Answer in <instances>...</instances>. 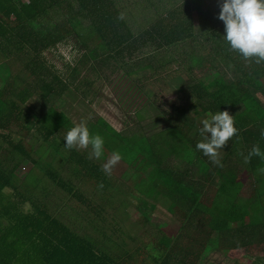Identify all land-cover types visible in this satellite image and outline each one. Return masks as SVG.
<instances>
[{"label":"trees","instance_id":"trees-1","mask_svg":"<svg viewBox=\"0 0 264 264\" xmlns=\"http://www.w3.org/2000/svg\"><path fill=\"white\" fill-rule=\"evenodd\" d=\"M207 4V0H0V71L24 83L15 82V87L8 88L6 78L0 86V137L8 143V150L28 156L23 142L36 130L43 139L39 146L42 153L43 149L57 157L53 150L64 148L70 162L62 164L93 181L99 191H110L118 181L113 183L116 177L109 179L102 170L114 149L129 164L141 159L143 176L132 182L140 187L143 197L151 199L145 204L149 211L144 209L145 200L136 201L137 207L145 222L154 224L159 232L157 238L143 242L148 252L136 247V253L146 252L144 258L126 263L132 253L112 255L47 208L36 205L34 211L24 210L23 198L13 200L7 192L13 190L21 197L16 168H8L0 156V264H204L215 252L224 254L254 245L264 249V159L252 156L247 163L243 160L253 145L264 153V138L259 135L264 128V61L246 60L230 50L222 38L220 9ZM71 39L75 43L71 44ZM64 45L80 51L76 63H90L98 79L132 78L147 72L136 79L142 89L140 85L155 77L167 83L178 78L179 90L183 95L186 92L190 101L164 110L150 95L154 103L147 108L156 109L155 117L143 126L140 122L147 115L137 111V126L141 127L122 137L115 131L109 136L107 119L96 116L89 130L104 138L103 163L90 158L86 149L65 148L63 136L75 122L55 101L41 117L28 115L20 104L34 91H40L44 100L58 96L62 100L64 94H74L72 90L88 105L97 103V96L90 100L95 92L84 82L74 86L79 65L70 63L69 71L61 74L47 63L44 52ZM12 58L21 60L23 72L12 73L8 63ZM205 70L218 75L203 82L198 72ZM252 103H257L263 114H247ZM218 110L233 115L239 131L218 150V163H213L195 144L204 139L197 131L200 120ZM12 123L24 129L17 140L12 136ZM118 166L125 168L123 162ZM46 172L57 185L81 199V193L69 182L66 185L60 171ZM160 204L172 219L168 226L173 223V235L169 228L168 232L163 229L164 221L156 214ZM256 262L264 264V255Z\"/></svg>","mask_w":264,"mask_h":264},{"label":"rangeland","instance_id":"rangeland-1","mask_svg":"<svg viewBox=\"0 0 264 264\" xmlns=\"http://www.w3.org/2000/svg\"><path fill=\"white\" fill-rule=\"evenodd\" d=\"M220 2L221 0H207L209 6L213 9H220ZM69 42L73 44L75 40L71 39ZM81 54L80 51L74 50L70 45L60 46V49H51L48 52H44L47 63L61 74H66L69 71L68 65H71L70 63L76 66L79 65L80 72L74 86L77 88L84 82V85L93 89L95 92L94 96L91 98L89 96L90 100H93L97 96V103L88 105L86 101H81L83 98L73 90L72 92L74 94L66 93L61 97L62 100L59 99V96L56 99L44 100L40 91H34L31 94V98H26L25 96L27 101L24 105L20 103L25 113L41 117L51 102L55 101L75 123H78L81 119H85L90 129L95 117L101 115L107 119L111 126V129H106L109 136H112L115 131V133H118L122 137L123 134H128L141 127L137 126V111L142 110L147 115L145 121L140 122L141 125L145 123V125L149 124L148 122L155 117L156 109L147 108L149 104L154 103V99L150 95H154L158 105H161L164 110L170 109L173 104L183 106L190 101L185 95L186 92L183 95V91L179 90L181 80L178 78H176V82L172 83L169 80L167 83L161 80L160 77H155L154 80H146L145 83L147 82V84L143 87L140 85L142 89H139V84L136 83V79H139L141 76L127 78L118 75L112 76L110 80L109 78L98 79L92 74L90 63L85 65L81 62L79 64L76 63ZM8 63L14 75L24 71L21 69V60L17 62L12 58ZM217 75L213 70L198 72L199 78L206 83ZM6 78L9 82L8 88L11 86L15 87L16 80L14 77L8 76L4 70L0 71V86L4 84ZM90 81H92L91 84ZM16 84L22 85L24 83L23 80H20ZM77 90V92L81 91L79 89ZM8 97L16 99L15 96H10V94H8ZM257 111L263 114L262 108L257 103H252L246 113L250 116H257ZM10 128L13 132L12 136L14 140H17L19 134H23L24 132V129L19 128L16 123H12ZM147 130L149 133L150 128H146ZM2 132L6 133L7 130L4 128ZM42 140L41 134L36 130H32L25 137V142H23L28 156H23L19 153L10 152L8 150V143L4 142L0 137V156L6 160L5 162L8 168H16V182L21 197L16 195L13 190H8L7 192L13 195V200H21L23 198V208L26 211H34L36 205L40 208H47L55 217L67 224L76 233L96 240L105 250L112 253V255L117 256L125 251L132 253L133 255H130L131 258L127 257L128 261L126 263H131V261L139 257L144 258L146 252H142L141 254H139L140 252L136 253V247L145 249L146 244L143 242L157 238L159 232L154 224H147L145 222V218L141 217V210L137 207L138 201L145 200V205L147 203L146 201L151 199L150 197H143L142 190L138 189L139 186L132 182L137 177H140V175L143 176L144 166L141 159L136 160L137 163L129 164L126 157L121 155V159L115 164L117 166L113 165L114 167L111 168V173L107 174L109 179H111V176L116 177L111 180L113 183L118 178L117 183L111 187L110 191H99L95 188L96 186L93 181L87 180L83 176H77V174L72 173L68 164H62V162H70L67 157V151L64 148L60 151L57 148L53 150V155L56 154L57 157L47 155L49 152L43 149L42 151L44 153H42L39 147ZM82 149L90 152V146ZM52 158L55 161H52ZM94 159L97 162H105L103 156ZM139 161L141 162L140 164ZM122 162L125 164V168L122 167L125 169L124 172L118 166ZM44 169L46 171H60L63 179L66 181V185L69 186L68 182L70 185H73L74 189L81 193V199L69 194L64 187L57 185ZM35 179L36 184L34 182ZM117 186L123 188L124 191L118 189L119 187L117 188ZM245 190L247 191L245 195H248L249 185L246 186ZM160 206L162 204L155 210L156 214H160V217L164 221L162 225L163 229L168 232L167 228H169L168 233L173 235L171 232L176 231L171 225L173 223L171 222L170 226H168L172 219L162 208L163 206ZM255 207L256 203L251 206L252 212ZM144 209L145 211H149V207L146 205ZM145 251H149L148 247H146ZM263 255L264 249L261 246L254 245L247 249L231 250L224 254L222 251L212 253L204 264H233V259L236 260L234 264H257L258 256Z\"/></svg>","mask_w":264,"mask_h":264},{"label":"clouds","instance_id":"clouds-1","mask_svg":"<svg viewBox=\"0 0 264 264\" xmlns=\"http://www.w3.org/2000/svg\"><path fill=\"white\" fill-rule=\"evenodd\" d=\"M119 18H122V14ZM218 18L224 23L222 38L230 50L246 60L254 58L256 63L264 61V0H221ZM200 125L197 131L204 139L196 142L195 149L213 163H218V150L239 131L234 126V117L227 110H218L201 119ZM259 135L264 138V128L259 130ZM63 141L68 149L90 146V158L98 159L103 155L104 138L98 133H90L85 119L69 127ZM252 156L264 159V153L257 145H253L243 156L244 162L247 163ZM120 159V151L114 149L102 165L103 172L110 174L112 166ZM99 186L102 187V184Z\"/></svg>","mask_w":264,"mask_h":264},{"label":"crops","instance_id":"crops-1","mask_svg":"<svg viewBox=\"0 0 264 264\" xmlns=\"http://www.w3.org/2000/svg\"><path fill=\"white\" fill-rule=\"evenodd\" d=\"M146 73H147V72H146ZM146 73H145V74H146ZM145 74H139V75H136V77H137V76H138V77H140V76L142 77V76H144Z\"/></svg>","mask_w":264,"mask_h":264}]
</instances>
